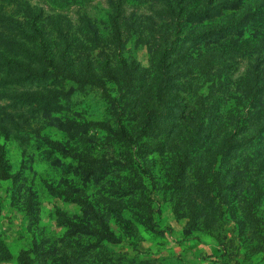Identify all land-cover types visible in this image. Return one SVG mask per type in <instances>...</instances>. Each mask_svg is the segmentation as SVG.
<instances>
[{
  "label": "rangeland",
  "instance_id": "rangeland-1",
  "mask_svg": "<svg viewBox=\"0 0 264 264\" xmlns=\"http://www.w3.org/2000/svg\"><path fill=\"white\" fill-rule=\"evenodd\" d=\"M22 1L4 5L0 0V11L5 7L11 21L22 23ZM25 1L45 16H64L74 27L86 13L103 36L112 27L107 0ZM127 3L121 27H133V36L123 57L148 68L149 46L135 31L149 27L151 8L143 0ZM244 11L258 18L253 28L233 37L236 43L222 39L201 47L203 53L219 50L226 57L232 47L246 52L237 57L238 64L233 60L228 69L221 64L210 76L224 88L213 123L217 132L232 123V116L237 125L244 121L240 85L249 53L260 51L264 62V0H246L241 11L189 26L236 27ZM154 24L172 27L158 20ZM192 78L194 87L213 84ZM69 89L70 101L55 115L60 126H45L41 136L25 142L0 136L10 173L8 179L0 176V264H22L23 258L27 264H264V198L253 202L258 185L264 188V172L251 161L245 168L253 149L228 164L229 170L218 162L209 176L197 168L202 162L196 159L186 181L177 184L169 156L151 151L145 140L128 146L115 134L118 122L128 125L129 119L108 98L117 96L114 85L108 84L107 91L78 85ZM200 93L206 97L208 89ZM184 97L195 109L196 98ZM212 139L218 141V134ZM206 147L197 151L203 159Z\"/></svg>",
  "mask_w": 264,
  "mask_h": 264
},
{
  "label": "trees",
  "instance_id": "trees-1",
  "mask_svg": "<svg viewBox=\"0 0 264 264\" xmlns=\"http://www.w3.org/2000/svg\"><path fill=\"white\" fill-rule=\"evenodd\" d=\"M2 1L5 5L6 0ZM143 1L151 8L149 27L135 33L149 46L148 68L132 57H123V47L133 36V27H121L128 0H107L112 25L108 36L102 35L86 13L80 15L79 26L74 27L64 16H45L43 9L32 7L25 0L22 2L26 19L22 23L11 21V11L3 7L0 11V136L5 140L16 137L23 142L34 135L39 137L45 126L61 125L55 115L70 101L72 85L107 91V85L112 84L117 96L108 95V98L115 107L121 108L123 117L129 119L128 125L121 120L118 122L115 134L128 146L145 140L150 144L148 149L169 156L177 184L186 181L196 159L202 162L197 168L209 176L218 162L223 164L221 167H227L252 149L255 155L247 159L245 168L251 161L264 172L261 52L249 53V67L240 85L239 106L245 109L242 125H237L239 121L233 120L238 118L232 116V123L218 127L217 132L213 123L224 88L223 83L218 85L210 76L221 64L228 69L233 60L237 63L241 53L232 47L227 58L225 52L203 53L201 49L222 39L236 43L233 37L253 28L258 15L244 11L236 27L199 29L189 26L211 21L225 11H241L246 0ZM156 20L162 26L169 23L172 27L156 28ZM157 37L159 41L155 42ZM191 76L198 80L208 78L213 84L194 87ZM204 88L208 89L206 97L200 93ZM218 91L221 94L216 93ZM182 94L196 98L195 109H189L191 100L188 103V98ZM215 133L218 141L212 139ZM206 144L203 159L197 151ZM5 155V148L0 146L2 179L10 178ZM200 179L207 185V178L204 180L201 176ZM215 180L218 182V178ZM263 191L258 185L253 197L255 204L261 203ZM22 264H27L26 258L22 259Z\"/></svg>",
  "mask_w": 264,
  "mask_h": 264
}]
</instances>
